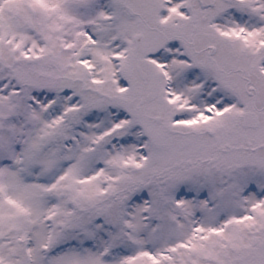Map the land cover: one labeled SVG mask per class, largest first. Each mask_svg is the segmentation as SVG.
I'll return each instance as SVG.
<instances>
[{
	"label": "snow or ice",
	"instance_id": "1",
	"mask_svg": "<svg viewBox=\"0 0 264 264\" xmlns=\"http://www.w3.org/2000/svg\"><path fill=\"white\" fill-rule=\"evenodd\" d=\"M0 264H264V0H0Z\"/></svg>",
	"mask_w": 264,
	"mask_h": 264
}]
</instances>
